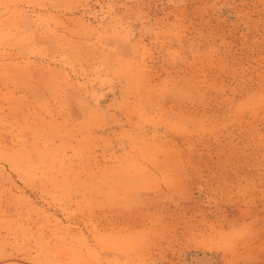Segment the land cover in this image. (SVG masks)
I'll return each instance as SVG.
<instances>
[{
    "label": "rangeland",
    "instance_id": "obj_1",
    "mask_svg": "<svg viewBox=\"0 0 264 264\" xmlns=\"http://www.w3.org/2000/svg\"><path fill=\"white\" fill-rule=\"evenodd\" d=\"M0 264H264V0H0Z\"/></svg>",
    "mask_w": 264,
    "mask_h": 264
},
{
    "label": "bare ground",
    "instance_id": "obj_2",
    "mask_svg": "<svg viewBox=\"0 0 264 264\" xmlns=\"http://www.w3.org/2000/svg\"><path fill=\"white\" fill-rule=\"evenodd\" d=\"M205 257V256H204ZM207 258V257H206ZM196 260H197V258H196ZM203 261H206V259H201V262H203ZM208 262H209V260H208Z\"/></svg>",
    "mask_w": 264,
    "mask_h": 264
}]
</instances>
